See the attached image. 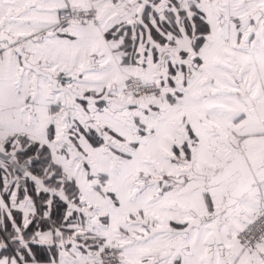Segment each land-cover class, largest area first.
<instances>
[{"label": "snow or ice", "instance_id": "obj_1", "mask_svg": "<svg viewBox=\"0 0 264 264\" xmlns=\"http://www.w3.org/2000/svg\"><path fill=\"white\" fill-rule=\"evenodd\" d=\"M0 264H264V0H0Z\"/></svg>", "mask_w": 264, "mask_h": 264}]
</instances>
